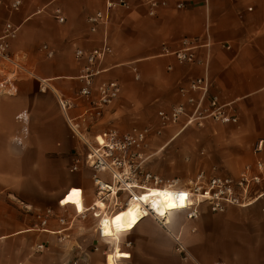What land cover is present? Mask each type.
<instances>
[{"label": "crops", "instance_id": "crops-1", "mask_svg": "<svg viewBox=\"0 0 264 264\" xmlns=\"http://www.w3.org/2000/svg\"><path fill=\"white\" fill-rule=\"evenodd\" d=\"M13 1L0 0V36L7 21L18 28L11 40L12 60L0 57V84L13 87L0 95V264H105L107 251L99 246L105 239L96 228L90 232L83 226L73 204L64 203L72 189H83L84 206L95 193L91 170L84 169L80 180L65 178V168L83 144L73 135L59 98L74 100L69 116L92 136L108 126L126 130L153 123L160 108L181 100V85L208 74L211 92L233 102L239 117L236 124L209 122L201 128L211 140L202 152L215 164L210 173L237 176L246 166L264 162V0H184L181 9L171 0L156 16L133 1L130 9L112 11L95 32L87 18L103 9L105 0H22L20 10L12 12ZM56 7L63 10L64 23L54 17ZM183 38L199 39L197 52L207 60L206 69L164 53L165 47L178 50ZM105 42L113 54L96 83L116 79L122 93L101 120L85 122L86 101L77 95L84 62L76 59L75 49L92 50ZM45 44L54 57L42 51ZM17 64L25 68L18 70ZM23 111L29 114L27 135L16 119ZM179 127L172 138L193 128ZM259 140L263 149L257 153ZM49 209L54 215L43 225ZM59 217L74 220L67 239L61 240ZM168 223L170 231L147 216L120 234L116 247L131 257L118 262L186 264L176 249L179 236L189 263L264 264V194L222 214L203 205L195 220L172 211ZM39 244L46 246L43 252L36 251Z\"/></svg>", "mask_w": 264, "mask_h": 264}, {"label": "built area", "instance_id": "built-area-1", "mask_svg": "<svg viewBox=\"0 0 264 264\" xmlns=\"http://www.w3.org/2000/svg\"><path fill=\"white\" fill-rule=\"evenodd\" d=\"M133 1L136 5L145 7L150 16H156L158 10L167 7L171 0H105L104 8L96 11L87 18L89 29L97 31L98 27L108 20L114 10L121 8L130 9ZM177 9L184 7V0H172ZM22 6V0H14L8 7L12 12H17ZM53 15L59 23H64L66 17L59 7L54 8ZM18 28L10 21L5 23L0 36V57L12 60L11 40L17 36ZM181 47L171 51L164 48V53L175 56L179 61L197 64L207 68L208 62L201 58L197 49L201 44L199 39L183 38ZM42 51L47 57L52 58L55 51L47 44L42 46ZM113 54V48L105 42L102 46L92 50L77 47L75 57L83 61L77 80L80 83L78 97L86 101V109L82 120L95 123L101 120L106 111L120 98L122 86L116 79H108L96 83L97 78L105 72L102 64L106 58ZM18 70H23L17 64ZM136 78H139L138 69L133 68ZM212 83L205 74L190 80L179 87L178 93L181 100L169 107H162L157 111L156 120L146 125L134 124L123 130L117 126H108L98 133L89 136L82 130L80 122L70 118L69 110L74 107V100L59 98V105L65 114L73 135L78 138L83 148L74 155L69 172L79 173L84 169L92 172L91 179L94 187L95 199L89 206H84V191H81L83 210L75 204L77 217L86 219L92 216L97 220L96 232L102 239H107L103 231L102 221L106 216H112L121 209L126 208L132 200L144 194H150L151 189L171 193L172 201L177 205V211L186 212L188 220H195L201 215V207L207 205L214 214L224 213L229 206H246L253 203L264 194V162L258 160L254 166H246L237 176L221 175L200 170L195 178L188 184H181L179 179H164L156 174L150 167L154 153L150 152L151 142L156 137L163 136L167 130L175 126L204 128L209 122L221 124H236L239 121L237 109L233 102L223 101L219 95L211 92ZM6 83L0 84V95L11 93ZM23 124V133L27 135L29 114L23 111L16 116ZM21 143V138L17 140ZM263 149V140L257 142L255 151ZM78 188V187H77ZM179 193H186L187 197L181 201ZM61 203V202H60ZM61 205H63L61 203ZM182 205V206H181ZM145 206L144 214L153 216L167 231L169 230L168 212L161 215L149 210ZM54 215L51 209L47 210L42 224L46 225L48 217ZM146 216V217H147ZM64 226L60 233L61 240L67 239L66 233L73 225L74 220L67 221L58 218ZM177 251L182 254L186 264L189 256L180 237H175ZM46 246L39 244L37 252H43ZM72 264H77V261ZM222 264V263H221Z\"/></svg>", "mask_w": 264, "mask_h": 264}, {"label": "rangeland", "instance_id": "rangeland-1", "mask_svg": "<svg viewBox=\"0 0 264 264\" xmlns=\"http://www.w3.org/2000/svg\"><path fill=\"white\" fill-rule=\"evenodd\" d=\"M151 120L145 122L148 123ZM144 123V124H145ZM179 126L173 127L169 132L171 135H163L156 137L151 142L150 152L154 153L151 161V169L162 178L166 179H179L181 184H188L189 181L197 175V173L204 169L207 172H211L213 162L208 153L203 150L208 146L210 139L205 138L203 129L201 128H186L177 136L172 138L173 131H178ZM83 172L76 174L69 172L67 167L64 170L65 174H68L65 178H72L80 180L83 178ZM88 181V177L84 178ZM85 228H90V232L96 228L97 220L92 216L82 221ZM121 239V236H120ZM117 240L108 239L101 240L99 246L106 250L104 254V262L108 255H110L115 247Z\"/></svg>", "mask_w": 264, "mask_h": 264}, {"label": "bare ground", "instance_id": "bare-ground-1", "mask_svg": "<svg viewBox=\"0 0 264 264\" xmlns=\"http://www.w3.org/2000/svg\"><path fill=\"white\" fill-rule=\"evenodd\" d=\"M149 192L156 194H144L149 197L146 202L137 198L136 200H132L126 208L119 210L112 216H106L103 219L102 225L104 234L107 237L106 240H119L120 234L132 231L141 222V220L147 216L144 214V207L147 205L151 206L149 210H155L151 211L153 214L155 212L165 214L168 212L167 210H170L169 212L177 211L175 210L176 208H168V204L174 202L172 201L171 196L166 195V192L158 191L155 188L151 189ZM64 203L75 204L80 211L83 210L84 206L82 203L81 191L79 189H72L69 194H67L66 199L64 198ZM117 216L120 217L119 220H116ZM133 216L135 217L134 224L132 223ZM129 257H131L129 252L122 251L119 247H115L113 256L108 259V264H121L118 262L119 259Z\"/></svg>", "mask_w": 264, "mask_h": 264}, {"label": "snow or ice", "instance_id": "snow-or-ice-1", "mask_svg": "<svg viewBox=\"0 0 264 264\" xmlns=\"http://www.w3.org/2000/svg\"><path fill=\"white\" fill-rule=\"evenodd\" d=\"M152 195H155L156 193H151ZM167 196H171V195H173V194H171V193H167L166 194ZM179 195V199L181 200V201H183V200H185L186 199V197H187V194L186 193H179L178 194ZM148 195H144V196H141V197H138V199H141V200H144L145 202L148 200ZM182 206V205H181ZM177 207V205L175 204V203H169L168 204V208L169 209H174V208H176ZM161 215H163V213H161ZM120 219V217L119 216H117L116 217V220H119ZM132 223L134 224L135 223V217L133 216V221H132ZM131 226V225H130Z\"/></svg>", "mask_w": 264, "mask_h": 264}]
</instances>
